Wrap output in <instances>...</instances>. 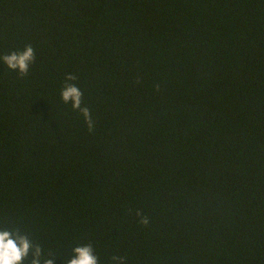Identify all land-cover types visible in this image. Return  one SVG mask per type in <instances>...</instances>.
<instances>
[{"label":"trees","instance_id":"16d2710c","mask_svg":"<svg viewBox=\"0 0 264 264\" xmlns=\"http://www.w3.org/2000/svg\"><path fill=\"white\" fill-rule=\"evenodd\" d=\"M26 44V77L0 63V218L65 258L264 264V0H0V56Z\"/></svg>","mask_w":264,"mask_h":264},{"label":"clouds","instance_id":"9594fccd","mask_svg":"<svg viewBox=\"0 0 264 264\" xmlns=\"http://www.w3.org/2000/svg\"><path fill=\"white\" fill-rule=\"evenodd\" d=\"M35 60V50L31 44L0 56V63L21 78L29 74ZM64 79L60 99L65 105H70L72 111L80 114L91 133L94 130V120L91 110L83 102V92L75 83L77 77L67 74ZM137 216L142 225L149 223L148 218L140 212H137ZM0 222L12 225L11 221L3 218H0ZM57 260H61L62 264H100V258L91 243L74 246L70 255L65 258L36 242L18 226L0 227V264H54ZM112 264H126V260L124 257L113 256Z\"/></svg>","mask_w":264,"mask_h":264}]
</instances>
